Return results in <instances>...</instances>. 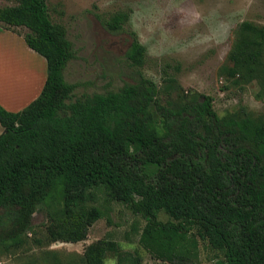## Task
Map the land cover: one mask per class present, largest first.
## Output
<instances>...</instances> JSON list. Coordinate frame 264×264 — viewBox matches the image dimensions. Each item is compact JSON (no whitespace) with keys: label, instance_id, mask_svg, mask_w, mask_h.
I'll return each mask as SVG.
<instances>
[{"label":"trees","instance_id":"16d2710c","mask_svg":"<svg viewBox=\"0 0 264 264\" xmlns=\"http://www.w3.org/2000/svg\"><path fill=\"white\" fill-rule=\"evenodd\" d=\"M5 1L13 5L0 7V28L28 30L17 34L45 60L46 79L22 110L0 106V250L24 246L38 207L47 217V245L86 240L102 217L88 202L92 191L104 190L144 220L137 244L156 261L199 264L204 245L217 254L215 264H264V110L240 105L219 117L210 96L185 95L166 71L159 91L140 71L146 49L126 12L105 28L129 37L125 58L137 77L71 102L75 85L63 71L74 54L51 23L47 0ZM230 52L219 76L240 88L256 85L254 97L264 102V25L242 22ZM108 259L142 261L115 241L98 240L84 248L80 264Z\"/></svg>","mask_w":264,"mask_h":264},{"label":"rangeland","instance_id":"374dc122","mask_svg":"<svg viewBox=\"0 0 264 264\" xmlns=\"http://www.w3.org/2000/svg\"><path fill=\"white\" fill-rule=\"evenodd\" d=\"M10 5L13 3L0 0V7ZM47 8L51 23L62 28L74 54L63 71L65 82L75 85L71 102L83 95L116 91L137 77L139 69L125 58L129 37L105 28L113 15L126 12L129 28L146 49V63L140 71L159 91L163 92L166 71L185 95L210 96L219 117L240 105L254 112L264 110V102L254 97L256 85L240 88L219 76V69L230 59L237 27L244 21L264 25V0H47ZM0 31L17 37L28 32L22 27L15 29L20 35ZM21 41L28 49L22 37ZM8 48L13 49L12 56L22 68L34 73L35 79L30 75L27 85H35L43 73L46 78L42 57L38 55L40 61L35 59L21 46ZM25 76L10 80L12 89L6 94L22 89ZM160 96L165 98L164 93ZM92 194L94 202L88 205L99 207L102 217L92 225L86 240L47 245V217L44 207H38L32 218L33 231L25 237L24 246L9 253L0 250V264H80L84 248L98 240L115 241L122 250L138 254L141 264H166L152 259L138 246V233L145 223L140 216L127 205L113 201L104 190ZM167 219L164 213L159 214V220ZM216 258V253L200 245L199 264H215ZM106 264H115V260L108 259Z\"/></svg>","mask_w":264,"mask_h":264},{"label":"crops","instance_id":"0c3cea01","mask_svg":"<svg viewBox=\"0 0 264 264\" xmlns=\"http://www.w3.org/2000/svg\"><path fill=\"white\" fill-rule=\"evenodd\" d=\"M11 45L15 47L21 46L27 54L33 56L39 61L41 59L28 47V49H26L23 46L21 37H17L6 31H0V106L9 112H18L25 108V105H28L39 96L46 78L43 73V76L39 78V81L35 83V85H27V82L30 81V75L33 79H35V75L32 70L22 68L18 60H14L12 56L13 49L8 48V46L11 47ZM17 69H19V71H17ZM23 74L26 75L24 87L22 89L21 87L18 88L19 90L17 91L16 89H13V93H8L7 95V89H12L8 82L15 77L24 76ZM25 98L27 99L25 100Z\"/></svg>","mask_w":264,"mask_h":264}]
</instances>
